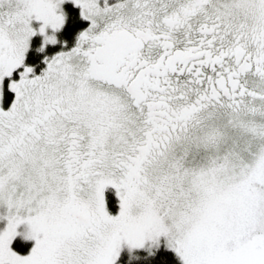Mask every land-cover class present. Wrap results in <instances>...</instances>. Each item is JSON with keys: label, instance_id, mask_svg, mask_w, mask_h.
<instances>
[{"label": "snow or ice", "instance_id": "1", "mask_svg": "<svg viewBox=\"0 0 264 264\" xmlns=\"http://www.w3.org/2000/svg\"><path fill=\"white\" fill-rule=\"evenodd\" d=\"M73 3L37 71L63 0H0V264H264V0Z\"/></svg>", "mask_w": 264, "mask_h": 264}, {"label": "trees", "instance_id": "2", "mask_svg": "<svg viewBox=\"0 0 264 264\" xmlns=\"http://www.w3.org/2000/svg\"><path fill=\"white\" fill-rule=\"evenodd\" d=\"M62 7L67 13L65 25L57 30V39L53 44L50 42L46 46L44 52L38 51L40 44V37L34 36L30 40V48L26 53V61L29 63L36 64L37 68L43 67L42 56L47 54H52L59 48L63 46V41L67 40L69 45L74 41L75 33L84 26L87 21L79 16V7L71 1H66L63 3ZM8 78L4 81V101L7 97L11 98V93L7 87ZM13 247L17 248L19 251H27L30 247V241L21 238H15L13 240ZM120 264H179V260L176 257L174 251L164 246H159L156 249L147 250L139 249L135 252V256L128 257L125 252H122L119 257Z\"/></svg>", "mask_w": 264, "mask_h": 264}, {"label": "flooded vegetation", "instance_id": "3", "mask_svg": "<svg viewBox=\"0 0 264 264\" xmlns=\"http://www.w3.org/2000/svg\"><path fill=\"white\" fill-rule=\"evenodd\" d=\"M31 40V39H30ZM40 68H37V71H39ZM9 92L11 93V98L6 99V101H4L5 97L3 94V97H0V104H2L4 107H7L8 104L11 102V99L14 96V91H12L11 89H9ZM114 187L113 186H107L105 188V194H106V198H107V205H108V209L109 211H113L114 213L118 212L119 209V203H118V197L116 195V193L113 191Z\"/></svg>", "mask_w": 264, "mask_h": 264}, {"label": "rangeland", "instance_id": "4", "mask_svg": "<svg viewBox=\"0 0 264 264\" xmlns=\"http://www.w3.org/2000/svg\"><path fill=\"white\" fill-rule=\"evenodd\" d=\"M66 1H71V2H73V0H63V3L64 2H66ZM63 5V4H62ZM34 23H36L35 21H34ZM38 35V37H40V42H41V40H42V36H41V34H39V33H36V34H34L33 35V37L34 36H37ZM32 38V37H31ZM51 42V41H50ZM50 42H49V44H50ZM110 186V185H109ZM112 186V185H111ZM114 187V186H113ZM114 190V192H115V188H113ZM116 193V192H115ZM111 213L112 214H115L113 211H111ZM15 238H21V239H24V240H28V241H30V247H31V245L34 243V240L33 239H25V238H23L19 233H18V235L16 236V237H14V239ZM159 246H164V247H166V245H165V241H164V237L162 236L161 238H160V243H159V245L158 246H156V245H152L151 246V250H153V249H156L157 247H159ZM29 247V248H30ZM167 248V247H166ZM139 249H143V250H147V251H151L150 249H149V247L146 245V246H144V247H135V248H129L128 247V245L126 244V243H124V244H122V248H121V253L122 252H125L127 255H128V257H133V256H135V252L137 251V250H139ZM172 250V249H171ZM173 251V250H172Z\"/></svg>", "mask_w": 264, "mask_h": 264}, {"label": "clouds", "instance_id": "5", "mask_svg": "<svg viewBox=\"0 0 264 264\" xmlns=\"http://www.w3.org/2000/svg\"><path fill=\"white\" fill-rule=\"evenodd\" d=\"M40 50H41V48L39 47V48H38V51H40Z\"/></svg>", "mask_w": 264, "mask_h": 264}]
</instances>
